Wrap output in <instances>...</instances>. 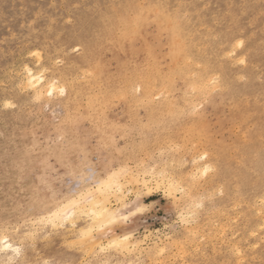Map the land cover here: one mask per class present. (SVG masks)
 Masks as SVG:
<instances>
[{"label":"rangeland","instance_id":"rangeland-1","mask_svg":"<svg viewBox=\"0 0 264 264\" xmlns=\"http://www.w3.org/2000/svg\"><path fill=\"white\" fill-rule=\"evenodd\" d=\"M0 264H264V0H0Z\"/></svg>","mask_w":264,"mask_h":264},{"label":"bare ground","instance_id":"bare-ground-1","mask_svg":"<svg viewBox=\"0 0 264 264\" xmlns=\"http://www.w3.org/2000/svg\"><path fill=\"white\" fill-rule=\"evenodd\" d=\"M109 183L110 182L99 183L97 189V193L98 195H100L99 199L98 198L95 199L94 197L93 199L91 197L89 198V200H87V204H82L81 199H73L69 204L64 206L61 210H57L56 212H54L53 218L54 219L57 218V220H61V218L58 217L63 216L65 221H69V220L72 221L73 219H76L84 215V217L88 218V221L91 224H94L95 226H97V228H101L103 226H108L109 224H113L119 217L124 215L125 210H127L128 213L134 214V213H139L143 208L147 206L140 199L136 198L134 199V201H132L131 204H125L120 199L121 203L118 208L116 209L110 208L105 203V193L107 192ZM88 227L80 229L76 234V238L80 239L81 245L83 244V246H86L85 247L86 249L87 248L91 249V245L93 243H96V240H94L93 237H91V235L89 234L90 227L89 228ZM89 235L91 238H88ZM82 238H86V239L82 241ZM11 247L12 246L9 244V242L4 241V239H2L1 241L2 250L5 251L6 249H9Z\"/></svg>","mask_w":264,"mask_h":264},{"label":"snow or ice","instance_id":"snow-or-ice-1","mask_svg":"<svg viewBox=\"0 0 264 264\" xmlns=\"http://www.w3.org/2000/svg\"><path fill=\"white\" fill-rule=\"evenodd\" d=\"M207 171V170H206Z\"/></svg>","mask_w":264,"mask_h":264}]
</instances>
